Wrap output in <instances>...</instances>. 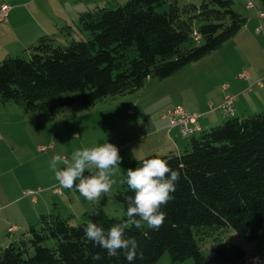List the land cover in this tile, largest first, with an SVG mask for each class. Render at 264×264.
<instances>
[{
  "label": "trees",
  "instance_id": "16d2710c",
  "mask_svg": "<svg viewBox=\"0 0 264 264\" xmlns=\"http://www.w3.org/2000/svg\"><path fill=\"white\" fill-rule=\"evenodd\" d=\"M177 1L127 0L114 8H94L78 14L77 28L86 39H73L72 27L64 26L65 45L57 44L54 35H42L16 56L5 55L0 60V102L41 116L132 94L148 79L169 78L218 50L247 22L232 0L181 7ZM260 2L264 9V0ZM184 140L187 145L180 151L151 154L134 163L135 169L144 159L159 157L181 177L173 199L161 209L166 213L162 227L126 229L125 238L138 244L131 264H156L164 253L173 263L241 264L251 254L224 236L232 230L253 244L264 230V111L235 116L234 110L219 125ZM132 195L126 182L113 194L122 207L121 218L109 217L99 205L92 206L88 222L76 225L72 214L63 217L54 208L41 213L36 225L0 245V264H129L122 251L109 256L94 245L84 228L93 222L107 231L126 219ZM208 240L213 247L205 254Z\"/></svg>",
  "mask_w": 264,
  "mask_h": 264
},
{
  "label": "rangeland",
  "instance_id": "374dc122",
  "mask_svg": "<svg viewBox=\"0 0 264 264\" xmlns=\"http://www.w3.org/2000/svg\"><path fill=\"white\" fill-rule=\"evenodd\" d=\"M126 1L0 0V7L5 5L11 8L7 21L13 20L9 25H6L7 21L0 22V59L7 54L14 57L23 50L16 37L18 31L22 29H36V24L41 23L48 28V33L38 34L37 30L34 32V39L40 35L53 34L57 44L65 45L68 36L65 31H61L65 25L72 27L73 39H86L85 35H81L75 22L79 13L105 6L114 8ZM201 1L178 0L177 3L181 7L186 4L199 5ZM232 1L233 9L247 19L239 32L248 35L252 40L248 43L250 46L246 44L248 59L232 68L230 70L232 75L227 79L223 78L224 75H216L211 79L206 76L210 70L208 57L187 65L164 80L148 79L145 82L146 86L151 80L160 84V89L168 90V106L165 102H152L149 98H142L138 103L137 96L141 89L132 94L107 97L89 106L74 105L63 113L41 116L32 115L13 103L0 102V196L3 197L6 193L40 190L36 194V199L40 205L43 203L40 199L46 200L43 204V213L51 212L54 208V213L59 212L63 217H68L74 214V210L77 214V218L71 220L74 225L89 221L88 214L93 205H99L109 217L121 218L122 207L114 200L113 194L122 189L121 181L126 177V170L129 168L134 170V163L148 155L169 152L162 148L156 152V146L160 144L157 142L159 138L147 135L150 126L148 123L144 124L145 121L149 118L153 121L156 116L177 105L199 107V109L206 106L202 115L214 113V118L219 119L210 126L219 125L224 116L214 105L220 101V93L225 90L222 89L223 86H230L233 80H238L239 73L249 68L259 79L257 83L264 84V18L261 21L258 19L259 13H263L264 16V9L260 0ZM249 1L253 3L254 8L247 7ZM213 66L212 64L211 68ZM204 78H209L207 85L204 84ZM230 91L227 94L233 95L237 102H241L240 94ZM256 93L258 95V92ZM227 94L224 93L223 97ZM237 102L234 103L235 107L240 105ZM253 102V105L246 103V107L237 110V115L244 113L251 115L264 110V100L262 101L260 95L254 98ZM210 103L213 108L207 109V104ZM131 106L135 107V112L132 114L129 112ZM202 128L204 129V126ZM179 140L184 143L188 141L181 138ZM106 142L114 144L122 157L120 168L112 177L116 183L108 194H102L98 201L90 202L75 189H66L59 185L55 174L50 170V161L54 155L59 154L63 157L58 167H64L65 161L71 162V154L75 150L95 147ZM58 188L60 193H54L53 190ZM224 241L240 245L248 251L258 246L261 264H264V230L253 244L246 243L232 230L225 234ZM212 247V241L208 240L202 250L205 254H210ZM156 264L194 263L192 259L173 263L168 253H164ZM241 264L247 263L242 260Z\"/></svg>",
  "mask_w": 264,
  "mask_h": 264
},
{
  "label": "clouds",
  "instance_id": "9594fccd",
  "mask_svg": "<svg viewBox=\"0 0 264 264\" xmlns=\"http://www.w3.org/2000/svg\"><path fill=\"white\" fill-rule=\"evenodd\" d=\"M62 161L63 157L59 154L50 161V170L59 185L75 189L86 200L95 202L102 194H108L116 183L112 177L118 172L122 157L114 144L106 142L75 150L71 154V162L65 161L64 167H58ZM140 164L134 170L127 169L126 181H121L126 182L134 193L127 200L126 219L115 223L107 231L93 222L84 228V235L89 241L105 249L109 256H116L118 251H122L129 264L137 259L138 244L134 238H125L126 229L130 225L137 229L144 225L154 230L162 227L166 213L161 209L173 199L171 193L176 191L181 177L180 171L173 170L167 161L159 157L144 159ZM254 264H261L258 257L254 258Z\"/></svg>",
  "mask_w": 264,
  "mask_h": 264
},
{
  "label": "crops",
  "instance_id": "0c3cea01",
  "mask_svg": "<svg viewBox=\"0 0 264 264\" xmlns=\"http://www.w3.org/2000/svg\"><path fill=\"white\" fill-rule=\"evenodd\" d=\"M263 18L261 19L258 18V19L261 21ZM10 22H13V20L11 21L8 20L6 25H9ZM75 22H77V19L75 20ZM36 25H37L36 29H27V28L22 29L18 31L19 33L16 34L17 42L21 44L23 50L30 47L32 44L36 42L35 40H37L40 36H42L40 35L36 39H34L35 31L38 30V34L48 33V28L45 25H42L41 23H37ZM257 33L259 34V32ZM44 35H53V34H44ZM250 39L251 38L248 35L238 32L234 37H232L227 42H225L218 50L205 56L208 57L207 61L210 62L209 64L210 70L208 71V74H206V76L211 79V78H215L216 75H220V76L224 75L223 78L227 79L230 75H232V72H230V70L234 68L238 63H244V61L246 62V60L248 59L247 45H249L248 43H251L252 40ZM212 64L214 66L211 68ZM243 72L246 73L247 78H238V80H233L234 82L230 84V86L227 85L223 86L226 89L223 90L222 93H220L221 94L220 101L217 102L216 105H214L217 106V108H219L220 105L222 104L223 94L229 93L230 90H232V92L235 91L239 93L241 102H237L236 99L235 103L236 102L240 103L239 105L240 108L238 105L237 107H235V116H238L237 112L240 109L242 110L244 107H246V103H250V105H253L254 98H258V95L261 96L262 101L264 100L263 82L257 83L259 79L253 73L251 68ZM209 78H204L205 81L204 84L207 85V83L209 82ZM159 85L160 84L149 80L147 86L144 85V87L141 89V92L137 96L138 103L142 98L145 99L149 98L152 99V102L154 101L158 103L165 102L167 103L168 106L169 105L168 90L160 89ZM195 87L196 86H194L193 89H195ZM256 92H258V95ZM177 106H181V105H177ZM205 107H202L200 109L199 107H193V106L191 108L187 106L183 107L187 112L192 114H197L200 116L199 124L201 128L202 126H204V129L202 128L203 130L207 129L208 126L217 122V120L219 119L218 118L216 120V118H214L215 117L214 113L202 115L203 112L206 110ZM211 107H212L211 103L207 104V109H210ZM164 113L165 112H162L159 116H156V118H154L153 121L150 120L149 118V120L144 122V124L148 123L150 126V132L147 135L159 138L157 142L160 144L156 146L157 148L156 152H159L158 151L160 150L159 148L169 151H173V150L180 151L183 148H185L187 142L184 143L181 142V140H179L178 134L175 129L168 131L167 129L168 122L167 119H165L164 117ZM242 115H246V114L244 113ZM26 192L28 191H25L23 193L22 192L6 193L4 194L3 197L0 196V245L1 246H6L10 242L17 239L21 234H23L26 231V229L30 225H36L39 221V215L44 212L43 204L46 200L40 199L43 202L40 205L38 199H36V194L39 193L40 190L33 192L32 195H26ZM53 192L58 194L60 193V189L59 188L54 189ZM73 213H74L72 214L73 217L77 218V214H75L74 210ZM11 226L14 227V231L9 233L8 229ZM258 251H259L258 246L255 248H251L250 251L247 250L249 254L252 255L257 254L261 259V256L259 255Z\"/></svg>",
  "mask_w": 264,
  "mask_h": 264
},
{
  "label": "built area",
  "instance_id": "2783aa9c",
  "mask_svg": "<svg viewBox=\"0 0 264 264\" xmlns=\"http://www.w3.org/2000/svg\"><path fill=\"white\" fill-rule=\"evenodd\" d=\"M248 8H254L253 3L249 1L247 3ZM11 8L5 5H2L0 7V22H6L7 18L9 16ZM263 13L258 14V18L261 19L263 18ZM239 78H247V75L245 72H242L238 76ZM223 89H226L223 87ZM234 102H235V97L233 95H225L223 98V103L219 107V110L223 113L224 116H233L234 115ZM130 114L135 112V108L131 106L129 108ZM165 119H167L168 125L167 129L172 130L175 129L177 130L178 135L183 138L187 139L189 137L194 136L198 132L201 131L200 125L198 123V118L199 115L197 114H192L187 112L182 106H174L169 108L165 114H164ZM33 192L29 191L26 192V195H32ZM14 227L11 226L8 229V232H13ZM259 258L260 262L261 259L257 254L250 255L245 257L243 260L247 264H254V258Z\"/></svg>",
  "mask_w": 264,
  "mask_h": 264
}]
</instances>
